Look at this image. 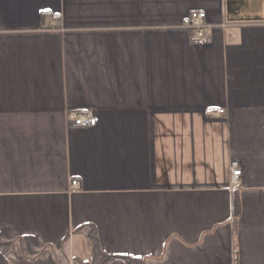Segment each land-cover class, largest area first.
I'll return each mask as SVG.
<instances>
[{
  "label": "crops",
  "instance_id": "1",
  "mask_svg": "<svg viewBox=\"0 0 264 264\" xmlns=\"http://www.w3.org/2000/svg\"><path fill=\"white\" fill-rule=\"evenodd\" d=\"M91 225L145 264H264V0H0V264H100Z\"/></svg>",
  "mask_w": 264,
  "mask_h": 264
},
{
  "label": "built area",
  "instance_id": "2",
  "mask_svg": "<svg viewBox=\"0 0 264 264\" xmlns=\"http://www.w3.org/2000/svg\"><path fill=\"white\" fill-rule=\"evenodd\" d=\"M225 27L227 24H221ZM185 28L190 31V35L195 42H207L211 39L212 31L214 26L206 20L205 11H192L187 22L185 23ZM69 120L75 125H95L96 116L92 111L82 112L80 114L69 113ZM231 170V184L232 186H238L240 184L239 177L242 175V167L237 160H234L230 164ZM78 180L72 181V185H77Z\"/></svg>",
  "mask_w": 264,
  "mask_h": 264
},
{
  "label": "trees",
  "instance_id": "3",
  "mask_svg": "<svg viewBox=\"0 0 264 264\" xmlns=\"http://www.w3.org/2000/svg\"><path fill=\"white\" fill-rule=\"evenodd\" d=\"M235 207V212L238 214L240 212V206L238 200L235 201L234 204ZM88 237L91 241L92 244V252L94 256V260H99L100 264H108V262L114 258V257H121L124 258L127 262V264H145L142 260L134 257H129V256H123V255H109V254H104L101 249H100V241H99V236L97 229L95 225H91L88 230Z\"/></svg>",
  "mask_w": 264,
  "mask_h": 264
}]
</instances>
